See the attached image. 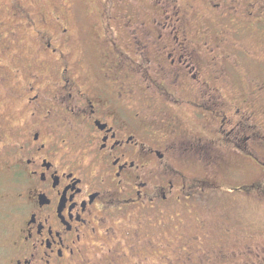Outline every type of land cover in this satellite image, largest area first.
<instances>
[{"label": "flooded vegetation", "instance_id": "flooded-vegetation-1", "mask_svg": "<svg viewBox=\"0 0 264 264\" xmlns=\"http://www.w3.org/2000/svg\"><path fill=\"white\" fill-rule=\"evenodd\" d=\"M123 3L97 64L63 1L5 3L0 264H246L202 209L264 203V0Z\"/></svg>", "mask_w": 264, "mask_h": 264}, {"label": "rangeland", "instance_id": "rangeland-1", "mask_svg": "<svg viewBox=\"0 0 264 264\" xmlns=\"http://www.w3.org/2000/svg\"><path fill=\"white\" fill-rule=\"evenodd\" d=\"M7 1L0 0V14L3 13ZM61 1L68 6L67 17L70 20L71 31L76 33V43L79 47L87 45L90 60L97 64L102 59L101 44L98 41L97 34L100 32L102 22L100 11L103 9L104 4L102 3L104 0ZM143 2L144 0H124L123 6L143 12L145 10ZM41 9L45 10L43 7ZM196 16L199 15L196 14ZM256 37L255 35H249L243 41L251 42ZM260 41L259 38L258 42ZM248 70L251 74H254V69L251 66H248ZM7 195L8 192L0 184L1 207L10 202ZM220 197L222 199H219V203H213L202 209L203 213H206L208 227L212 229V227L221 228L226 226L231 229L236 248L249 247L250 252L236 260L239 263L245 259L246 264H264V203L236 196H233L235 198L232 200L226 199L227 196ZM2 210L0 209V212Z\"/></svg>", "mask_w": 264, "mask_h": 264}]
</instances>
